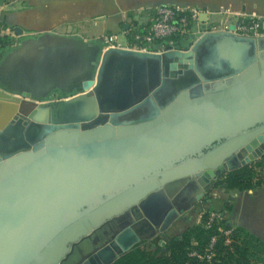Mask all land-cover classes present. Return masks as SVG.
<instances>
[{
	"label": "water",
	"instance_id": "obj_1",
	"mask_svg": "<svg viewBox=\"0 0 264 264\" xmlns=\"http://www.w3.org/2000/svg\"><path fill=\"white\" fill-rule=\"evenodd\" d=\"M190 37L162 54L77 43L75 95L48 105L29 100L69 81L66 45L4 54L0 264H111L169 227L175 184L198 201L264 155V36Z\"/></svg>",
	"mask_w": 264,
	"mask_h": 264
},
{
	"label": "crops",
	"instance_id": "obj_2",
	"mask_svg": "<svg viewBox=\"0 0 264 264\" xmlns=\"http://www.w3.org/2000/svg\"><path fill=\"white\" fill-rule=\"evenodd\" d=\"M14 7L4 8L1 17L8 26L21 29V34L16 35L13 44L0 51V61L4 54L11 50L14 45L22 44L25 47L36 48L40 40L49 50L53 51L58 44H65L69 63L71 61L72 74L69 81L60 88L51 87L35 93L29 101L35 103H47L46 98L53 91L66 89L68 93L61 95L60 100L68 96L75 95V45L94 40L106 33H122L124 25L132 21L134 12L138 9H152L162 5L181 4L197 8L205 15L206 23L218 21L222 17L217 15L221 7L230 8L234 15L243 14L247 17H264V0H14ZM13 15L12 23H8L5 13ZM104 16L105 23L101 24L99 31L94 32L91 22L95 15ZM19 15V17H17ZM228 17L230 22L237 17ZM96 17V16H95ZM201 21V20H200ZM205 21H201L204 23ZM201 24H194L191 32L184 41L186 46L189 42H194L195 38L190 35L198 33ZM25 62V58L23 59ZM19 57H14L9 63L10 73L12 68L20 66ZM28 62V61H27ZM58 68V67H57ZM61 75V74H59ZM56 74L55 76H59ZM74 88V89H73ZM58 91V92H57ZM65 91V92H67ZM11 101H17L19 96L12 94ZM226 174V173H225ZM224 175L216 179L211 187L204 192L200 201L196 202L190 196V188H195L191 183L175 184L172 193V205L178 210L176 221H183L187 217L191 218V212L195 215L202 214L205 210L218 211L223 221L230 223V226L240 228L249 235L256 237L264 242V184H255L248 190H228L221 186H216L217 181ZM176 189V190H175ZM201 211V212H200ZM199 214V216H200ZM196 219L197 221L199 220ZM174 220V221H175ZM173 222L167 228L168 231L173 227ZM183 231V230H182ZM182 231L176 235L179 237ZM172 237V236H171ZM160 239L156 234L145 241L146 246L150 247V241ZM150 240V241H149ZM143 242V241H142Z\"/></svg>",
	"mask_w": 264,
	"mask_h": 264
},
{
	"label": "built area",
	"instance_id": "obj_3",
	"mask_svg": "<svg viewBox=\"0 0 264 264\" xmlns=\"http://www.w3.org/2000/svg\"><path fill=\"white\" fill-rule=\"evenodd\" d=\"M14 0H3L0 5V41H7V47L13 44L16 37L13 27L4 23L1 11L11 7ZM201 11L195 7L174 4L162 5L152 9H138L134 12L132 21L122 33H106L96 38L102 43V48L130 49L142 52L162 54L167 51H185L190 46L183 43L188 38L194 24H201L198 33L228 31L238 36L261 37L264 36V17H247L246 15L235 13L230 8H220L217 15L222 18L211 23H202L199 19ZM237 17L230 22V16ZM232 29H229L230 26ZM264 155L247 164L254 172L253 181H264V167L256 162L263 160ZM221 216L214 211H204L199 216L197 225L207 229L216 225V233L213 234L206 247L201 251L192 250L190 256L206 264L218 263L215 259V245L218 239L224 247H230L234 241V227L220 226ZM264 264V256L261 262Z\"/></svg>",
	"mask_w": 264,
	"mask_h": 264
},
{
	"label": "trees",
	"instance_id": "obj_4",
	"mask_svg": "<svg viewBox=\"0 0 264 264\" xmlns=\"http://www.w3.org/2000/svg\"><path fill=\"white\" fill-rule=\"evenodd\" d=\"M5 47H7V41H0V48ZM256 164L264 167V159L257 161ZM253 177V170L245 165L228 171L215 185L228 190H248L262 182L257 180L253 183ZM219 225L232 227L226 226L225 220H220ZM216 227L214 225L205 229L194 224L183 230L179 237L158 239L150 247H147L144 241L140 242L111 264H206L189 254L192 250L201 252L208 244L210 237L216 233ZM233 233L234 241L230 247H224L221 239L217 240L215 259L219 261L212 264H255L263 260V241L240 228L234 227Z\"/></svg>",
	"mask_w": 264,
	"mask_h": 264
},
{
	"label": "rangeland",
	"instance_id": "obj_5",
	"mask_svg": "<svg viewBox=\"0 0 264 264\" xmlns=\"http://www.w3.org/2000/svg\"><path fill=\"white\" fill-rule=\"evenodd\" d=\"M172 5H174V4H172ZM11 8L12 9H16L14 6H11ZM13 15L14 14H11V13H8V12H6L5 13V17H6V20H7V22L8 23H12V21H13ZM96 16V17H95ZM94 17H93V19H92V23L93 22H95V23H93V25L91 26V28L93 29V31L94 32H96V31H99L100 30V28H101V24L102 23H105L106 22V20L104 19V16L103 17H100L98 14L97 15H95ZM17 17H19V15L17 16ZM7 47H5L4 49H6ZM1 50V49H0ZM1 52V51H0ZM38 104H41V105H48L49 103H38ZM53 104H57V103H53ZM253 183H254V181H252ZM188 182H185L184 184H187ZM260 184H264V182L262 181ZM171 189V188H170ZM170 189H168V191L170 190ZM171 193V192H170ZM263 196H264V194H262ZM201 200V199H200ZM200 200H198V201H200ZM171 201H172V197H171ZM198 201H196V202H198ZM210 210V209H209ZM205 211H207V210H205ZM210 211H214V212H217L218 213V211H215V210H210ZM201 212V211H200ZM192 213V217L191 218H189V217H187L186 219H184V222L181 220H179V221H176L175 219V221L173 220L172 222H173V227L171 228V230L170 231H168L167 229L165 230V231H163V232H157V233H155V235L156 234H158V235H160V239H167V238H171V236L172 237H176V235L177 234H179L182 230H185L187 227H189L190 225H194V224H196L195 222H196V219H198V216H199V214L200 213H198L197 214V216L195 215V211L194 212H191ZM154 235V236H155ZM150 239V238H149ZM146 240H148V239H144L143 241L145 242ZM150 241V240H149ZM153 242L154 241H150V244H153Z\"/></svg>",
	"mask_w": 264,
	"mask_h": 264
},
{
	"label": "flooded vegetation",
	"instance_id": "obj_6",
	"mask_svg": "<svg viewBox=\"0 0 264 264\" xmlns=\"http://www.w3.org/2000/svg\"><path fill=\"white\" fill-rule=\"evenodd\" d=\"M0 49H4V48H0ZM77 83L75 84V89L78 86ZM65 91H67V90L66 89H63V90H61L59 92L57 91L58 93H56V91H53L51 94H49L48 96H46V98L49 99V101L47 103H49V102H51V103L58 102L60 100L61 95L65 94V93H68V91L67 92H65Z\"/></svg>",
	"mask_w": 264,
	"mask_h": 264
}]
</instances>
